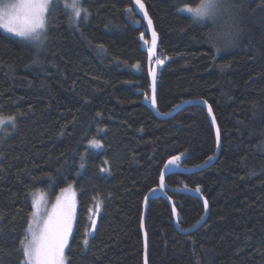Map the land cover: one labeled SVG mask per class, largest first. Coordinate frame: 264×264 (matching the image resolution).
Here are the masks:
<instances>
[{"label":"trees","instance_id":"16d2710c","mask_svg":"<svg viewBox=\"0 0 264 264\" xmlns=\"http://www.w3.org/2000/svg\"><path fill=\"white\" fill-rule=\"evenodd\" d=\"M142 1L159 38V111L206 100L222 144L212 166L166 178L207 199L200 228L180 233L169 203L149 202L148 263L264 264V0H218L205 23L181 12L204 0ZM76 3L78 13L52 1L41 45L0 23V264H32L33 195L46 194L44 209L69 185L78 207L67 264H144V200L167 161L192 168L216 152L205 108L160 119L146 105V27L132 1ZM168 195L182 229L201 220L199 198Z\"/></svg>","mask_w":264,"mask_h":264},{"label":"rangeland","instance_id":"374dc122","mask_svg":"<svg viewBox=\"0 0 264 264\" xmlns=\"http://www.w3.org/2000/svg\"><path fill=\"white\" fill-rule=\"evenodd\" d=\"M10 1V2H8ZM53 0H0V23L12 36L29 40L37 45L44 43L42 34L47 26L48 12ZM72 8L78 13L76 0ZM218 0H204L197 7H184L181 12L195 20L208 22L214 16ZM4 120V119H2ZM2 124L8 122L5 119ZM89 142L88 148L101 149L102 143ZM46 194L36 193L35 220L30 232L34 235L32 264H67L66 251L77 217L78 192L74 185L62 189L52 205L43 209Z\"/></svg>","mask_w":264,"mask_h":264},{"label":"water","instance_id":"95a60500","mask_svg":"<svg viewBox=\"0 0 264 264\" xmlns=\"http://www.w3.org/2000/svg\"><path fill=\"white\" fill-rule=\"evenodd\" d=\"M131 1H132V5H133V9L135 13L143 20V22L145 23V27H146L144 32L139 37L142 50L147 52L148 54L147 67H148V76L150 80L149 89L151 92V97L150 99L145 100L146 105L160 119H169L172 116H174L176 113H178L179 111L189 106H195V105L202 106L203 108H205V110L207 111L209 115V119L211 121L213 130L215 133L216 144H217L214 157L207 163L196 166V167L185 168V167H182L177 162L176 158L169 159L167 161L166 168L162 171L160 175L159 185L147 193L145 200H144L141 228H142V234H143V239H144V264H149L148 263L149 261L148 238H147V232H146V218H147V213L149 209V202L151 200H156V199L166 200L173 210L174 223L180 233L189 234L191 232H194L198 228H200L206 222L209 212H210V206H209L207 199L199 191L191 190L188 188H177V189L167 188L166 178L167 176L171 174L195 173V172L201 171L203 169H206L212 166L220 155L222 144H221V133H220V129L217 124L214 112L212 110V107L210 106V104H208L206 100L201 99V98L190 99V100H186L178 104L172 111L168 113H161L159 111L158 106H157L158 65H157V62H154L155 58L157 57V53H158L159 38H158L157 32L155 31L153 21L148 13L145 3L142 0H131ZM146 35L149 36L150 41L145 39ZM168 192L188 194V195H192V196L199 198L204 205V215L201 218V220L198 223H196L194 226H192L191 228L182 229L179 225L177 209L174 206L172 199L168 195ZM98 224H99V216L96 215L92 222L91 228H90L91 238L95 236L97 228H98Z\"/></svg>","mask_w":264,"mask_h":264}]
</instances>
